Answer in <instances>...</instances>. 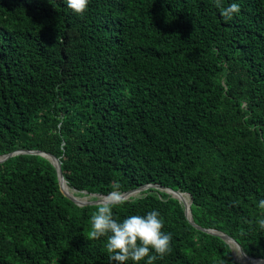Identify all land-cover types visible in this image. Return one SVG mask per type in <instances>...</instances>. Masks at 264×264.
<instances>
[{"label":"trees","instance_id":"1","mask_svg":"<svg viewBox=\"0 0 264 264\" xmlns=\"http://www.w3.org/2000/svg\"><path fill=\"white\" fill-rule=\"evenodd\" d=\"M230 3L226 21L214 0H89L83 15L0 0V156L55 155L75 196L189 193L195 224L156 187L113 208L160 213L171 252L154 264H247L198 226L264 259V0ZM95 205L41 155L1 162L0 264H115L87 239Z\"/></svg>","mask_w":264,"mask_h":264},{"label":"clouds","instance_id":"2","mask_svg":"<svg viewBox=\"0 0 264 264\" xmlns=\"http://www.w3.org/2000/svg\"><path fill=\"white\" fill-rule=\"evenodd\" d=\"M67 7L78 15H83L89 5V0H66ZM215 7L220 10V15L227 21L240 12L238 3L224 5V0H214ZM117 188L119 185L116 186ZM126 203L115 191L102 202L95 205V210L90 217V230L88 240L106 238L105 248L108 258L115 264H125L133 261L139 264L147 257L146 264H154L158 258L163 259L171 252V233L162 231L164 222L158 211H151L146 215H130L123 220L114 217L113 208ZM257 207L264 212V199L258 201ZM245 223L253 221L245 219ZM255 224L264 230V216L258 217ZM154 254H150L153 252ZM245 253H237L243 258Z\"/></svg>","mask_w":264,"mask_h":264},{"label":"water","instance_id":"3","mask_svg":"<svg viewBox=\"0 0 264 264\" xmlns=\"http://www.w3.org/2000/svg\"><path fill=\"white\" fill-rule=\"evenodd\" d=\"M19 153H30V154H36V155H41L45 158H47L48 160H50L52 162V164L56 167L57 169V174H58V179H59V185H60V190L62 191V193L67 196L68 198H70L72 201H74L76 204L80 205V206H83V205H86V204H97L98 202H102L99 198L94 200V201H88V202H79L75 197L71 196V195H68L62 188V185H61V180L64 178V174L62 172V163L60 161V158L56 157L55 155L53 154H50V153H47V152H44V151H40V150H32V151H29V150H23V151H16V152H13V153H10V154H6V155H2L0 156L1 159L0 160V163L1 162H4L5 160H7L8 158H10L11 156L13 155H16V154H19ZM150 187H156V188H160V189H164L166 190V192H168L169 194H171L173 197L177 198L180 202H182L186 208V215L189 219V221L193 224L194 221H193V216H192V211H191V204H192V200H191V204L190 206L188 207L181 199L180 197L172 194L171 192L174 191V192H180V191H176V190H173L171 188H166V187H163V186H160V185H157V184H148V185H143L141 187H139L138 189H135V190H132V191H127V192H124V193H121L119 195L122 196V199H129L130 196L134 193V192H142L143 190H146ZM184 193V192H182ZM185 194H188L190 196L189 193H185ZM96 196H99V197H102L101 195L99 194H95ZM109 196V195H107ZM198 226V225H196ZM198 228L202 229V230H205V231H208L210 233H213V234H216V235H219L221 236L224 240H226L227 242L231 243V242H234L238 248H239V252L240 253H245L244 250L242 249V246L234 239L232 238L231 236L223 233V232H218L214 229H205V228H202L200 226H198ZM245 260L244 262L247 263V264H264V263H257L256 261L260 260V261H263L264 262V259H253L251 257H249L246 253H245Z\"/></svg>","mask_w":264,"mask_h":264},{"label":"bare ground","instance_id":"4","mask_svg":"<svg viewBox=\"0 0 264 264\" xmlns=\"http://www.w3.org/2000/svg\"><path fill=\"white\" fill-rule=\"evenodd\" d=\"M0 159H1V157H0ZM61 185H62L63 190H64L68 195H71V196L75 197L79 202H82V201H86V200H87V199H85V200H80L79 197H77V196L71 194V193L68 191L67 187H66V181H65L64 178L61 180ZM134 193H136V192H134ZM134 193H133V194H134ZM171 193L174 194V195L180 196L181 198H183L185 204H186L188 207L190 206V204H191V197H190L188 194H185V193H182V192H171ZM120 196H121V195H120ZM107 197H108V196H106V197H98V198H99V199L101 198V199H104V200H105ZM187 197H188V198H187ZM231 244H232V246H233V248H234V253L236 254V258H237L238 260H242V261H244L245 259L240 258V257L237 256V251H236V247H235L234 242H231ZM256 262H257V263H260V262H263V261L258 260V261H256ZM263 263H264V262H263Z\"/></svg>","mask_w":264,"mask_h":264},{"label":"rangeland","instance_id":"5","mask_svg":"<svg viewBox=\"0 0 264 264\" xmlns=\"http://www.w3.org/2000/svg\"><path fill=\"white\" fill-rule=\"evenodd\" d=\"M140 193H141V192H136V193L132 194V195L130 196V198L133 197V196H139ZM94 196H95V195H81V196L79 195V196H77V197H79L80 200H85V199H87V202H88V201H91V200H92V197L94 198ZM100 200H101V201H104V199H101V198H100Z\"/></svg>","mask_w":264,"mask_h":264}]
</instances>
